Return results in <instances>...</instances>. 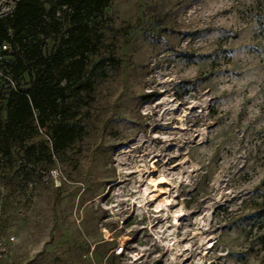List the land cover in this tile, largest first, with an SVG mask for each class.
I'll return each instance as SVG.
<instances>
[{
    "label": "rangeland",
    "instance_id": "374dc122",
    "mask_svg": "<svg viewBox=\"0 0 264 264\" xmlns=\"http://www.w3.org/2000/svg\"><path fill=\"white\" fill-rule=\"evenodd\" d=\"M102 32L82 138L0 156V264H264V0H112Z\"/></svg>",
    "mask_w": 264,
    "mask_h": 264
},
{
    "label": "trees",
    "instance_id": "16d2710c",
    "mask_svg": "<svg viewBox=\"0 0 264 264\" xmlns=\"http://www.w3.org/2000/svg\"><path fill=\"white\" fill-rule=\"evenodd\" d=\"M111 3L15 0L12 13L0 17V44L12 46L4 69L16 84L14 89L0 78V156L17 148L40 160L43 152L30 141L41 129L51 131L57 152L82 138L84 128L75 123L80 107L97 81L109 76L108 66L118 63L113 57L93 64L90 59L102 44V22ZM49 38L56 42L46 50Z\"/></svg>",
    "mask_w": 264,
    "mask_h": 264
},
{
    "label": "built area",
    "instance_id": "2783aa9c",
    "mask_svg": "<svg viewBox=\"0 0 264 264\" xmlns=\"http://www.w3.org/2000/svg\"><path fill=\"white\" fill-rule=\"evenodd\" d=\"M1 1L2 0H0V10H1V7L3 6V3ZM14 5H15V0L12 2V5L9 7H8V4L4 5L2 9L3 12H0V17L3 18L11 14L14 8ZM7 7H8V10H7ZM11 50H12V46L9 43L4 42L0 44V78L8 80L11 86L14 89H16L15 81L12 79V77L9 74L5 72V69H4L5 60L8 58ZM120 252H122V250Z\"/></svg>",
    "mask_w": 264,
    "mask_h": 264
},
{
    "label": "bare ground",
    "instance_id": "6f19581e",
    "mask_svg": "<svg viewBox=\"0 0 264 264\" xmlns=\"http://www.w3.org/2000/svg\"><path fill=\"white\" fill-rule=\"evenodd\" d=\"M162 205H163V204H162ZM160 206H161V205L159 204V206H158V211H161V210H162Z\"/></svg>",
    "mask_w": 264,
    "mask_h": 264
}]
</instances>
